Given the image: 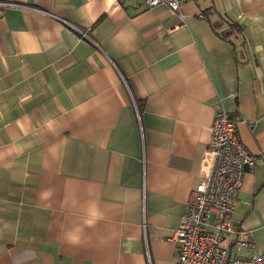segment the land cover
Here are the masks:
<instances>
[{
	"label": "crops",
	"instance_id": "obj_1",
	"mask_svg": "<svg viewBox=\"0 0 264 264\" xmlns=\"http://www.w3.org/2000/svg\"><path fill=\"white\" fill-rule=\"evenodd\" d=\"M219 106L263 255L264 0H0V264H177Z\"/></svg>",
	"mask_w": 264,
	"mask_h": 264
},
{
	"label": "built area",
	"instance_id": "obj_2",
	"mask_svg": "<svg viewBox=\"0 0 264 264\" xmlns=\"http://www.w3.org/2000/svg\"><path fill=\"white\" fill-rule=\"evenodd\" d=\"M189 1L141 0L148 8L166 5L175 13ZM211 132L199 182L181 225L170 238L177 264H264V254H246L252 247L250 235L240 231L233 219L244 177L254 171L257 158L241 143L237 121L221 106Z\"/></svg>",
	"mask_w": 264,
	"mask_h": 264
}]
</instances>
